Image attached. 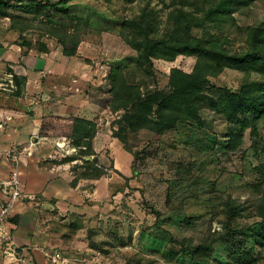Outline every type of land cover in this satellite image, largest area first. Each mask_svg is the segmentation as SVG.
<instances>
[{
    "label": "rangeland",
    "instance_id": "1",
    "mask_svg": "<svg viewBox=\"0 0 264 264\" xmlns=\"http://www.w3.org/2000/svg\"><path fill=\"white\" fill-rule=\"evenodd\" d=\"M146 5L157 11L162 33L173 8L171 0H138L133 4L125 0H74L66 12L48 8L40 14L27 3H15L11 17L20 25L26 24L23 34L10 29L11 18H0V58L12 54L13 59L16 55L19 68L13 69L10 61L0 59V98L22 97L25 102L18 101L16 108L12 107L14 111L31 120L36 116L42 119L35 139L0 146V205L9 197L3 192L2 181L9 180L15 171L20 172L21 180L22 169L37 165L41 171L58 176L59 181L49 189L59 198L24 191L31 196L20 200L23 208L29 205L24 211L25 222H29L26 210L30 209L38 229L51 241L47 251L63 252L71 264H238L241 249L229 248L221 232L229 210H237L234 225L264 238V220L257 210L264 197V178L258 173L264 164V120L259 125V137L248 131L245 144L236 153H227L223 144L227 140L226 120L209 108L203 111L204 129L180 126L162 136L148 131L134 135L121 132L117 122L123 112L114 113L109 107V74L113 68L135 67L137 52L123 39L122 24L139 16ZM71 16L81 19L80 29L85 35L76 56L66 57L59 38L50 31L54 23L70 22ZM233 16L241 28L263 25L264 0H254ZM206 29L215 32L210 24ZM194 33L202 34L200 30ZM221 33L225 38L220 44L230 52L249 51L246 36L236 28L227 27ZM20 53L30 56L27 71L36 79L33 84L41 87V91L36 87L37 91L31 92L38 101V113L26 101L27 82H23L19 95L15 82H10V74L23 70ZM195 63L196 59L188 56H179L173 62L154 60L152 86L167 90L172 69L191 73ZM44 72H48L47 77ZM134 75L136 81L142 78L138 72ZM243 80V73L228 69L211 78V83L237 92ZM58 98L67 109L56 102ZM75 118L96 124L94 150L109 173L100 180H81L77 189L71 187L72 168L82 162L62 163L77 154L70 139ZM2 133L0 130V136ZM125 145L139 153L138 159ZM8 152L17 160L8 159ZM178 163L191 169L187 178L195 176L198 183L178 189L167 203ZM72 192L75 197L71 202ZM215 238L211 251L194 257L188 253L187 249H196ZM244 244L254 248L255 264H264V246L251 237Z\"/></svg>",
    "mask_w": 264,
    "mask_h": 264
},
{
    "label": "trees",
    "instance_id": "2",
    "mask_svg": "<svg viewBox=\"0 0 264 264\" xmlns=\"http://www.w3.org/2000/svg\"><path fill=\"white\" fill-rule=\"evenodd\" d=\"M73 1L60 0L51 3L50 0H0V18H11L10 29L23 34L26 32V24L20 25L11 17L10 10L15 3H27L40 14L48 8L66 12L68 5ZM125 1L133 4L138 0ZM253 1L171 0L173 8L168 14L167 25L162 33L157 22L158 13L150 5H146L136 18L124 20L121 35L137 52V58L132 69L113 68L109 74L111 87L109 107L114 113L123 112L117 122L121 132L134 135L148 131L162 136L176 131L180 126L204 129L206 118L203 111L204 108H209L211 111L221 113L226 120L227 140L223 144L227 153L241 150L248 131L257 139L259 125L264 120V24L241 28L233 16L235 12ZM81 23L80 18L71 16L70 22H57L54 23V28H51L50 33L59 38L66 57H74L77 54L78 45L85 35L83 29H80ZM208 24L213 26L214 33L207 31ZM227 27L236 28L246 36L249 47L247 53H232L220 44V40L225 38L221 32ZM84 29H87V26ZM196 30H200L202 34H195ZM179 56L196 59L193 71L187 73L174 68L169 76L167 90L152 86L153 61L173 62ZM228 69L244 74V80L237 92L218 88L211 83V78H217ZM135 72L140 73L142 77L139 81L135 80ZM14 82L19 88L16 95H19L26 78L14 75ZM71 132L70 139L77 154L66 157L62 163H73L78 160L82 162L72 168L74 178L71 187L76 188L81 180H100L107 177L108 170L100 165L93 146L97 134L96 124L83 118H75ZM124 147L138 159L137 151L128 145ZM261 151L264 155V145ZM133 170L137 174L135 167ZM190 172L191 169L185 167L183 163L177 164L175 178L169 186L167 203L179 193L178 189L181 191L185 186L190 187L198 183L195 176L187 178ZM258 173L259 177L264 178V164L259 166ZM257 210L259 217L264 220V197ZM237 214H239L237 210H229L222 227L223 236L220 235L229 248L241 249L238 251L240 253L238 264H255L257 260L253 254L254 248H248L244 243L251 237L258 245L264 246V238L248 232L250 230L235 226L233 222ZM216 242L217 238L196 249L187 250L194 257L211 251Z\"/></svg>",
    "mask_w": 264,
    "mask_h": 264
},
{
    "label": "crops",
    "instance_id": "3",
    "mask_svg": "<svg viewBox=\"0 0 264 264\" xmlns=\"http://www.w3.org/2000/svg\"><path fill=\"white\" fill-rule=\"evenodd\" d=\"M3 45L5 43L3 42ZM18 47V46H17ZM12 54H9L7 57L0 58L5 61H10V67L17 68L15 65V59H18L15 55L14 58H10ZM21 61L24 64L22 67L23 70L22 72H16V75L19 77H24L26 78L27 86L25 89V92H27V99L29 104L33 106V108L36 110L35 112L38 113L39 111L38 106H37V99L35 97L31 96V92L41 91L40 84L34 85L33 81L36 80L30 76V71L28 70L27 63L26 61H29L30 56L29 55H22L20 53ZM17 63V62H16ZM46 77L48 72H44ZM45 77V76H42ZM35 82V81H34ZM35 87V88H34ZM37 87V90H36ZM43 88V87H42ZM33 89V90H32ZM8 99H2L0 98V106L4 107L0 109V116L2 117L0 119V130H3L2 135L0 136V146L1 147H11L14 144H25L26 142L29 141V139H35V135L39 132L40 126L42 124V119H34L32 120L30 118H25L22 112H18V114L15 112V105H18V101H23L24 98L22 97H14V98H9L6 96ZM25 102V100H24ZM57 103H61V107L63 109H67L66 106H62L63 100L58 98ZM11 106V107H10ZM12 107H15L14 109ZM15 110V111H14ZM7 118V120L5 119ZM5 136V139H3ZM49 138V137H47ZM27 162V161H26ZM33 166V167H32ZM30 167H27L22 169L23 172V177H22V189L26 193H42V196L47 198L49 195H52L54 197L59 198L57 194H52L53 190H50L49 187L53 184H56L58 180V176L56 174L51 173V171H41L39 166L32 165ZM62 166V165H61ZM79 186L76 187V189ZM25 188V190H24ZM57 193V190H56ZM74 192L70 193L71 195L69 197V201L72 202V200L75 197ZM17 203L13 209V213L11 215V221H9V228L11 231L12 238L15 242V250H16V256L18 259H24V262L16 261L14 258H12L11 255H8L2 251L0 248V264H53L50 259L47 257L46 252L48 250V245L51 244V241L47 239V234L44 233L43 231L38 229L36 217L32 216L29 214V210L27 211V220L29 222H25V209L27 207L25 206L24 208L22 207V203ZM24 206V205H23ZM28 209V208H27ZM16 220H18L16 222ZM42 233L44 236H41ZM71 264V263H70ZM75 264V263H72Z\"/></svg>",
    "mask_w": 264,
    "mask_h": 264
},
{
    "label": "built area",
    "instance_id": "4",
    "mask_svg": "<svg viewBox=\"0 0 264 264\" xmlns=\"http://www.w3.org/2000/svg\"><path fill=\"white\" fill-rule=\"evenodd\" d=\"M9 77L14 79L13 74H10ZM13 79L10 80L11 83L14 82ZM12 87H15V84ZM58 146L62 148V145L59 143ZM11 153H6L7 158H12L16 161V155H12ZM2 186L3 192L9 197L0 205V248L4 253L11 255L16 261L24 262V259H18L16 256L15 242L9 228V218L13 213L15 204L21 199L31 196L24 193L20 180V172L18 171H15L9 180L2 181ZM46 255L53 264H70L69 259L61 251H47Z\"/></svg>",
    "mask_w": 264,
    "mask_h": 264
}]
</instances>
